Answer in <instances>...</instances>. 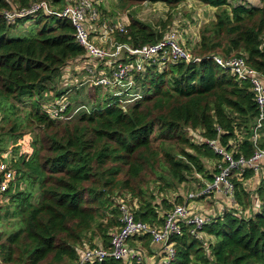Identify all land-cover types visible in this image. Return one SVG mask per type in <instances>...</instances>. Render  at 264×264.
Listing matches in <instances>:
<instances>
[{"label":"trees","instance_id":"16d2710c","mask_svg":"<svg viewBox=\"0 0 264 264\" xmlns=\"http://www.w3.org/2000/svg\"><path fill=\"white\" fill-rule=\"evenodd\" d=\"M165 1L175 6L184 0ZM197 1L217 9L216 20L202 29L196 50L190 51L199 60L155 62L144 72H135L138 88L144 86L145 92L126 108L117 96L102 102L91 96L95 104L91 110L74 121L59 123L35 99L27 124L40 127L41 133L22 143V134L14 133L18 118L8 130L0 127V160L5 145H11L9 166L14 170L9 187L0 193V217L1 222L15 218L12 225L19 224L0 230L1 264H78L88 246L83 244L88 234L85 244L89 247H109L110 234L120 225V204L129 206L136 219L158 225L169 209L184 202V195L170 208L151 201L155 195L148 200L142 183L147 171L155 174L159 167L158 179L175 180L178 185L195 174L204 186L218 172L221 157L208 141H216L235 157H248L255 147L264 149V123L256 144L252 139L258 108L250 82L237 79L212 58L220 56L218 53L243 57L248 67L264 77V0L260 5ZM41 2L58 12L73 0H0L2 122L9 123L17 114L13 112L15 103L35 95L41 98L71 61L76 66L86 58L69 20L43 8L6 18L7 13L17 14ZM28 20L38 27L34 36H7L10 29ZM164 36L131 18L126 32L117 33L115 40L139 47ZM63 92L61 88L57 96ZM190 132L196 133L191 137ZM171 140L185 148L174 153L165 144ZM171 145L174 148L175 143ZM2 177L0 171V181ZM257 177L245 170L233 178L234 203L204 226L202 235L213 237L206 245L184 226L171 239L175 242L172 261L145 264H264V176ZM250 179L256 180L253 186ZM95 236L100 244L92 243ZM142 237L147 238L148 247L151 239L147 235L131 237L127 243ZM140 261L110 256L85 264H142Z\"/></svg>","mask_w":264,"mask_h":264},{"label":"built area","instance_id":"2783aa9c","mask_svg":"<svg viewBox=\"0 0 264 264\" xmlns=\"http://www.w3.org/2000/svg\"><path fill=\"white\" fill-rule=\"evenodd\" d=\"M41 8L47 13L57 14L71 22L75 31V40L83 48L86 56L82 61L85 72L95 76L91 83L115 91L116 95L114 96L117 97L123 96L125 92H131L133 89H139L134 73L144 72L152 63L199 60L197 57H193L184 46L182 47L176 33L172 31L167 32L163 38L153 44L139 47L117 42L115 35L125 33L126 25L106 21L98 24V7L90 0H73L72 4L65 5L58 12H53L49 6L41 2L17 14L15 12L7 13L6 18L12 19L15 16L28 14ZM212 58L221 68L228 70L237 79L250 82L258 108L252 136L253 143L256 144L258 129L264 123V77L253 68L248 67L243 57L215 55ZM137 91L126 94L130 96L128 101L140 97ZM68 106H70L69 102L64 99V93H62L49 105L48 113L52 119L68 118L70 116H66ZM208 144L221 157L217 164L218 172L213 176L211 182H205L204 186L199 187V196L212 193L223 194L229 198L230 204H233L235 189L233 178L235 176L245 170L253 171L258 178L264 176V149L255 147L250 156L235 157L214 140L208 141ZM1 155L0 171L3 177L0 181V193L9 187L14 178V170L9 166L12 155L8 149ZM197 195L189 193L183 203L175 205L163 215V220L158 225H150L136 219L129 206L120 204V225L110 234L109 247L86 246L78 264L102 262L110 256L127 262L134 258L141 260L140 258L144 257L141 251L131 248L127 242L131 237L144 235H147L153 244L158 245L160 252L164 255L165 263L172 261L175 258V242L171 239L180 235L184 228L193 236H202L204 226L215 218L213 212L210 213L192 202Z\"/></svg>","mask_w":264,"mask_h":264},{"label":"rangeland","instance_id":"374dc122","mask_svg":"<svg viewBox=\"0 0 264 264\" xmlns=\"http://www.w3.org/2000/svg\"><path fill=\"white\" fill-rule=\"evenodd\" d=\"M90 1L95 3V5H97L98 7V13H99L98 24H101L103 21H106L108 23H113V24L124 23L127 26L129 24V19L135 18L146 24H149L150 26L153 27V29L163 34H166L169 31L175 32L177 38L180 40V43L182 44V47L184 46L187 51L189 52L192 51L193 53L196 50L197 44L200 42L202 29L216 20V13H217L216 8L210 7L209 5L203 4L197 0H184L180 3H177V5L175 6L170 5L165 0H90ZM230 2L232 5H236L241 2L249 3L253 5H257V4L260 5L262 3L260 0H230ZM161 22H164L166 24L163 25L161 24ZM37 30L38 27L34 24V21L28 20L25 24H21V25L19 24L17 25V27L10 29L7 32V36L12 38L32 37L35 35ZM218 55L225 56L222 53H218ZM75 64H76L75 62L71 61L70 64L63 69V76L57 78L53 83H51L50 86L47 87V90L41 93L42 95L41 98L35 95L33 99L24 98L22 102L15 103L16 106L14 107L13 112H16L17 114L11 117L12 120L9 123L2 122L0 119V127L3 126L4 131L8 130L9 127L14 126V123H16L15 118H18L19 119L18 130H16L14 133L22 134L21 140H23L22 143H25L27 141H30L31 138H34V136L37 133H41L40 127L38 129L35 126L33 129L31 126H29V124H27L28 115L31 110L30 107L31 101L36 99L43 104L44 108L50 109L49 105H51L56 100V98L58 97L57 92L60 91V89L62 88V91H64L63 92L64 99L66 101L68 100L69 105L71 106L66 113L67 117L68 115H70L68 118L54 119L55 121L60 123L62 121H67V120L74 121L76 118H78L80 114L91 110L95 105L93 103V99L91 96L98 97V101L102 102L103 99H105L106 97L108 98L110 95L111 96L116 95V92L113 90H108L103 87L95 88L97 86L91 83V80L94 79L95 76L88 75L85 72L82 62H79L76 66ZM48 90L50 92L46 94ZM134 91L139 92V95L141 97V93L145 92L144 86L143 88L140 89H133L131 90V92L129 91L125 92L123 93L124 94L123 96H118L119 101L121 102L120 104H122L123 108H126L127 104H130L136 100L135 98H133L128 101L130 96L126 95L127 93H132ZM194 133L191 134L190 132V136L193 137ZM187 136H189L188 133ZM2 137L4 138V136ZM171 141L175 143L174 148L171 145L172 144ZM171 141H166L165 144L168 147L171 146V149L173 150L174 153L182 148H185V146L180 144V142L174 140ZM5 147L8 150H10L11 145L7 144L5 145ZM205 165L207 167L212 166V162L209 163L205 162ZM159 173H160V168L157 167V171L155 174H153L151 171H147V173L144 175V179L142 183H144L143 188L146 191V198L148 200L151 199L150 196L152 195L158 196V199H156L154 196V198L151 201L153 202L160 201V203H162L163 206L170 208L171 206H173V202L174 204H177L176 202L180 200V195L181 196L184 195V199H185L187 198V195L189 193L195 195L198 194L197 196L194 197L192 202L194 200H200L203 196H206L203 197L205 198V200L201 202L204 205V207L203 206L202 207L207 211L206 207L209 206L212 208L215 217L218 215L217 207H221L222 205L221 198L215 197V195L216 194L218 195V193L199 196V192H200L199 187H202L203 185L195 179V174L188 176L186 182L178 185L175 183V180H173L172 182L169 181L167 179V175L165 176L168 182H164L161 179H158ZM255 181L254 179H251L249 184L251 183V185L253 186L255 184ZM169 182L171 183L170 185L171 187L168 185ZM157 185L159 189H162L161 192H158V188L156 187ZM247 187L253 188L248 184ZM36 189L37 188L34 187L33 197H35ZM217 204L219 205L217 206ZM223 208L225 209V207ZM2 212L3 209H0V213ZM14 219H12L10 223L3 222L5 223L4 224L5 230H9V228L13 226L12 223ZM16 226L18 227L19 224H17ZM201 238L204 241V245H206L205 244L206 241H211L213 239L212 236L210 235L208 236L205 234H203ZM141 240L143 241L142 243L145 246H147V238L142 237ZM140 259H141L140 263L142 264L153 262L152 259L148 257L147 254H144V257H141Z\"/></svg>","mask_w":264,"mask_h":264},{"label":"crops","instance_id":"0c3cea01","mask_svg":"<svg viewBox=\"0 0 264 264\" xmlns=\"http://www.w3.org/2000/svg\"><path fill=\"white\" fill-rule=\"evenodd\" d=\"M258 5V4H257ZM211 7V6H210ZM251 180V179H250ZM200 181H202L203 182V180H200ZM254 181H255V179H254ZM201 183V182H200ZM201 184H203V183H201ZM213 194V193H212ZM214 194H216V193H214ZM203 197H206V196H203ZM201 198L200 200H194L193 202L197 205V206H199V207H204V205L201 203L202 201H204L205 200V198ZM215 197H217V198H221V202H222V205H221V207H217L218 208V212H220L222 209H224L223 207H228V205L230 204V201H229V198L228 197H226L225 195H223V194H216L215 195ZM195 205V206H196ZM219 204H217V206H218ZM202 207V208H203ZM206 209H207V211L208 212H210V213H212L213 212V210H212V208L211 207H209V206H207L206 207ZM0 214H2V213H0ZM212 214H214V212L212 213ZM1 220H2V218L0 217V230H3L4 229V223L3 222H1ZM15 220V219H14ZM16 224V223H15ZM17 225V224H16ZM16 225L15 226H12V228H14V227H16ZM88 239H89V234H88V236L84 239V241H83V244L84 245H88L89 246V244H85V242H87V243H89L88 242ZM140 240V241H139ZM136 239L135 241H131V243L129 242V246L131 247V248H133V249H135V250H139V251H141V253L144 255V254H147L148 255V257H150L151 259H152V261L154 262V263H161L162 261H163V258H164V255H162V253L160 252V250H159V247H158V245H155V244H153L152 242L148 245V247L147 246H145L142 242V240L141 239ZM148 241V240H147ZM100 242H101V239L99 238V237H97V236H95L93 239H92V243L93 244H100ZM154 258V259H153ZM151 261V260H150Z\"/></svg>","mask_w":264,"mask_h":264}]
</instances>
